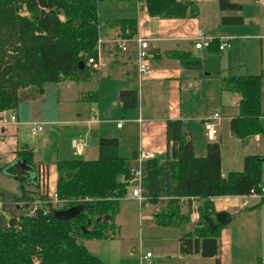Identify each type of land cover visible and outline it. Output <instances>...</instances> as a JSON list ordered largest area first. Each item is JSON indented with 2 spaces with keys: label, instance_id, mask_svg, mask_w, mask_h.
Listing matches in <instances>:
<instances>
[{
  "label": "trees",
  "instance_id": "16d2710c",
  "mask_svg": "<svg viewBox=\"0 0 264 264\" xmlns=\"http://www.w3.org/2000/svg\"><path fill=\"white\" fill-rule=\"evenodd\" d=\"M100 0H0V111L15 110L20 118L27 119L30 104L21 96V90L36 87L45 94L44 108L48 118L57 111V86L64 79H89V57H97ZM198 0H145L152 17L188 18L199 13ZM222 10H240L241 4L219 0ZM27 6L30 17L19 13ZM121 38L133 39L138 31L135 18L117 22ZM102 25V24H101ZM134 43V42H130ZM218 44L215 39L212 44ZM135 44V43H134ZM211 44V45H212ZM210 45V46H211ZM10 47L8 50L6 48ZM172 56L185 67L201 66L199 59L185 52ZM81 63H84L81 68ZM223 87L241 95L239 114L231 120V132L244 138L262 132V75L232 76L222 79ZM122 109L137 105L135 90H122ZM168 150L163 157L143 163L142 191L150 203L163 202L155 215L162 227L179 226L188 222V214L181 211V200L195 198L203 228L181 238L185 254L205 256L219 254V237L224 225L216 220L217 212L211 200L217 196H243L252 189L263 194L261 187L264 157L249 155L244 169L222 173V155L219 142L208 144L207 154L198 157L193 141L183 131L182 121L167 120ZM99 156L95 160L73 158L57 162V193L61 207H54L47 196L34 194L39 202L37 214L19 211L6 217L0 211V264H105L89 251L84 240L113 239L117 233L116 217L120 200L128 193L131 178L126 159L120 155L119 140L102 137L98 141ZM0 172L19 183L20 195H7L0 190V202L28 201L27 187H39L37 167L31 150H19L14 163L0 166ZM37 194V195H36ZM83 205V210L69 220L59 219L55 210ZM4 206V207H5ZM200 239H202L200 241ZM216 264H222L216 258ZM256 264H263L258 259Z\"/></svg>",
  "mask_w": 264,
  "mask_h": 264
},
{
  "label": "crops",
  "instance_id": "0c3cea01",
  "mask_svg": "<svg viewBox=\"0 0 264 264\" xmlns=\"http://www.w3.org/2000/svg\"><path fill=\"white\" fill-rule=\"evenodd\" d=\"M230 1L241 4L242 8L222 10L219 0H198L199 13L196 17L163 18L152 17L145 0H115L106 17L99 11V20L104 23L100 33L102 43L99 66L91 68L89 79H64L59 83V102L55 118L46 116L44 93L39 98L27 99L30 104L27 119L20 118L15 110L0 111V166L14 163L19 150H31L36 167L40 164L49 166L50 180L55 186L58 161L73 158L95 160L99 156V139L115 137L119 140L120 155L126 159L127 167L133 171L139 167L138 157L142 149L152 151L155 157L165 156L168 150V119L182 121L183 131L193 141L196 156H205L210 143L219 142L221 146L220 128L228 117L222 115L216 140H210L206 136L204 121L212 113H220L219 107L235 108L227 120L231 130V120L239 114L241 99L240 94L223 87L222 79L262 75L264 93V0ZM247 6H250L248 11ZM125 18L137 19L136 37L150 40L152 56L147 59L150 72L146 76L140 77L138 74L135 44H129L128 50L123 51L116 43L122 34L117 22ZM199 30L218 39L228 37L230 46L220 50L219 41L208 48L197 49L194 36ZM175 52H185L191 58L199 59L201 66L185 67L180 59L172 56ZM122 90L136 91V106L122 109ZM231 94L232 104L227 106L224 98ZM209 102H213L214 106L207 111L206 104ZM262 106L264 110V98ZM12 116H16V120H12ZM262 117L263 114L261 119ZM118 123H122L121 127H118ZM254 139L258 141V145L252 150H248V147L244 149L243 159L249 155L264 157V147L259 145L261 134L254 135ZM76 141L86 143L82 153H75ZM221 155L223 168L222 147ZM222 173L227 175L223 169ZM12 180L0 172V183L6 184ZM15 182L16 186L0 190L7 195H20L19 183ZM261 187L264 194V176ZM27 189L32 196L28 201H23L22 206H17L19 211L28 212L34 206V194L39 192V187L30 185ZM128 193L120 200L121 203L126 199L139 203L130 189ZM243 198L217 196L211 200L215 211L226 212L229 221L231 216L239 215L247 218L248 223L253 226L251 216L254 210L246 212L242 209L249 206L243 205ZM256 199L263 200V197ZM182 201L183 211L184 207L188 210L194 202L199 203L196 199L188 198ZM256 203L262 205L264 200ZM163 204H140V231L143 234L149 233L148 236L153 238L159 237V240H176L177 249L170 258L176 257L178 262L172 264H204V260H214L216 264L217 257L222 264H249L254 259L256 261L257 256L254 258V254L251 260L247 259L249 248L241 240L237 241L239 237H236L235 243V234L226 226L229 221L221 227L217 256L203 255L201 247L198 253H183L181 238L192 234L191 238L195 240L197 236L193 234L194 230L203 228L199 211L191 212L190 224L185 222L176 227H162L156 224L155 215ZM145 206L148 210L142 213ZM216 220L218 221L217 217ZM83 243L91 250L89 243ZM93 253L99 256L96 252ZM154 258L152 253V261Z\"/></svg>",
  "mask_w": 264,
  "mask_h": 264
},
{
  "label": "rangeland",
  "instance_id": "374dc122",
  "mask_svg": "<svg viewBox=\"0 0 264 264\" xmlns=\"http://www.w3.org/2000/svg\"><path fill=\"white\" fill-rule=\"evenodd\" d=\"M115 0H100L99 1V11L103 13V16L106 17L114 5ZM250 9V6H247V11ZM19 13L24 16L30 17V12L27 10V6L25 4L19 9ZM101 20V19H100ZM104 21V19H102ZM104 28V23L100 21ZM8 32L12 31L11 28H2L0 34L4 35ZM103 30V29H102ZM102 33V32H101ZM102 36V34H101ZM213 36V35H210ZM10 47L6 48L8 50ZM92 67V66H91ZM41 93L37 90L36 87H29L25 90H21V96L24 99H36L39 98ZM262 98H264V93L262 92ZM224 101L227 106H231L232 104V94L226 96ZM224 103V104H225ZM225 104V105H226ZM214 106L213 102H209L206 104V110H212ZM220 115H225L229 118L235 111V108L226 107L224 109L219 107ZM262 114L263 117L261 119L262 132L260 133L262 136V140L259 145L264 147V110L262 106ZM228 118L224 121V125L220 128V142L223 151V171L227 172H238L241 171L244 167V153L242 151L248 147V150L254 149L255 146L258 145V141H255L254 135H249L244 138H239L235 136L230 128L228 127ZM264 176V172H263ZM9 179V178H8ZM13 179V178H12ZM263 179V177H262ZM16 180L13 179L10 182L0 183V188L4 190H8V187L16 186ZM131 190V186H128ZM38 193V192H36ZM42 194V193H41ZM39 193L38 197L41 196ZM37 195V194H36ZM128 196H131L128 193ZM257 198V197H256ZM255 197H248L249 206L247 208H242L246 212L253 211L252 214V224L251 226L248 223L247 218H242L241 216H231V221L226 226L228 229L234 233V241L241 240V243L245 244L247 248H249V257L247 259L251 260L253 258V254L256 257V261L254 259L253 263L256 264L258 259H262V263L264 261V204L257 205L256 202H262L264 200L256 199ZM245 200V198H243ZM243 201V200H242ZM241 201V202H242ZM20 202H11L9 199L7 201L6 206L3 205L6 210V215L9 218L11 214H18L19 210L17 206H22L24 203ZM67 201H59L52 202L54 207L61 208L63 207ZM184 202L181 200V211L184 214H188V224L191 223V212L193 207L191 206L188 210L183 211ZM136 200L126 199L120 202V214L117 217V233L115 238L113 239H94V240H84L85 243H89L88 246L91 250L90 252H96L99 254L100 258L103 260L105 264H140V256L141 253H146L150 251L154 254V260L152 261L154 264H172L174 262H178L177 258H170L174 250L177 249V242L173 239L159 240L158 238H153L148 236L149 233L145 232L144 234L140 231V204ZM199 204V203H198ZM185 206V205H184ZM142 213H146L148 208L147 206L142 209ZM256 228H255V227ZM95 254V253H94ZM248 262V261H247ZM35 264H40L38 260L35 261ZM204 264H214V260H204Z\"/></svg>",
  "mask_w": 264,
  "mask_h": 264
},
{
  "label": "built area",
  "instance_id": "2783aa9c",
  "mask_svg": "<svg viewBox=\"0 0 264 264\" xmlns=\"http://www.w3.org/2000/svg\"><path fill=\"white\" fill-rule=\"evenodd\" d=\"M99 32L101 33L103 26L99 25ZM217 39L213 36H210L203 30L197 31V33L194 36L195 40V47L197 49L201 48H208L212 44V42ZM220 50H224L227 47H229V38L228 37H220ZM116 42V41H115ZM130 42H134L135 46L137 47V53H136V62H137V70L140 77L146 76L150 72L149 65L147 63V59L152 56L151 53V43L150 40L143 37H134L133 39H125V38H119L116 43L119 44V46L122 48L123 51L128 50V46ZM101 43L102 38L101 35L99 36L98 40V53L97 57H89L88 58V65L92 66L93 68H97L100 64V58H101ZM222 116L219 112H214L210 116H208L205 121V130H206V136L210 140H216L218 137V129L222 120ZM12 120H16V116H12ZM122 123H118V127H121ZM41 129V127H39ZM75 153H82L84 147L86 146V143L84 141H76L75 144ZM155 158V154L152 151L144 150L142 149L140 151V155L138 157L139 160V167L136 170L131 171V178L126 179L124 176L122 180L124 182H128L131 186V191L133 194V197L136 198L141 205H148L150 202L148 198L143 194L142 191V178H143V163L146 160ZM37 175H38V184L40 191L42 195L47 196V199L49 202H59L60 199L58 197L57 188L56 185H52L50 180V173H49V166L45 164H40L37 166ZM245 198V201L243 205L246 207L248 206V197H263L264 194H260L256 192L255 189H252L249 194L243 195ZM194 199L195 198H191ZM39 202H35L34 206L28 211L29 215H36L37 214V207ZM4 203L0 202V211L4 212ZM192 213L198 212L197 203L194 202ZM140 264H153L152 262V253L146 252L141 253L140 256Z\"/></svg>",
  "mask_w": 264,
  "mask_h": 264
},
{
  "label": "water",
  "instance_id": "95a60500",
  "mask_svg": "<svg viewBox=\"0 0 264 264\" xmlns=\"http://www.w3.org/2000/svg\"><path fill=\"white\" fill-rule=\"evenodd\" d=\"M80 66L83 68L84 63H81ZM83 208V205H75L67 209L55 210L53 213L59 219L69 220L76 217L83 210ZM216 217L222 224H227L229 221V217L226 212H219L217 213Z\"/></svg>",
  "mask_w": 264,
  "mask_h": 264
}]
</instances>
